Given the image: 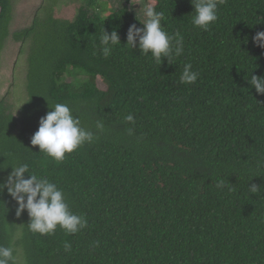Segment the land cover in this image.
Segmentation results:
<instances>
[{"label": "trees", "instance_id": "16d2710c", "mask_svg": "<svg viewBox=\"0 0 264 264\" xmlns=\"http://www.w3.org/2000/svg\"><path fill=\"white\" fill-rule=\"evenodd\" d=\"M60 1L44 0L32 23L10 34L12 0H0V53L8 38L22 43L26 70L24 102L0 99V181L9 166L28 163L88 224L73 235L33 234L5 189L0 244L21 234L13 246L26 264H264V94L247 81L264 76V47L253 41L264 32V0H218L206 31L192 23L191 0H140L183 38L182 55L161 64L127 43L129 27H143L130 0L115 10L78 0L72 19L55 17ZM103 31L121 42L107 57ZM188 63L199 75L183 84ZM54 103L86 129L105 127L62 162L30 143Z\"/></svg>", "mask_w": 264, "mask_h": 264}, {"label": "clouds", "instance_id": "9594fccd", "mask_svg": "<svg viewBox=\"0 0 264 264\" xmlns=\"http://www.w3.org/2000/svg\"><path fill=\"white\" fill-rule=\"evenodd\" d=\"M222 2L223 0H219V3ZM191 3L195 10L193 25L201 30H208L218 19V0H191ZM144 16L146 20L141 23L142 28L135 25L129 27L127 43L132 48L138 47L144 55L150 54L157 64H161L165 58L169 63L181 56L184 51L183 38L178 33L173 36L164 30L161 23L164 13L156 10L155 3L144 7ZM253 41L264 47V32H258ZM100 44L102 54L107 57L121 42L116 31L111 33L103 31ZM191 69L190 63L184 65L180 76L181 83L192 84L197 81L199 73ZM247 81L249 88H254L257 94H264V76L253 75L251 72ZM49 109L50 111L39 119L38 129L32 135L30 143L32 146H38L39 152H43L56 162H62L66 154L74 152L84 144L93 143L98 139L97 133L104 131V124L99 120L95 123V132L82 127L79 117L73 114V109L66 103H54ZM124 120L129 124H135L132 114L126 115ZM128 132L131 134L132 128H129ZM9 167L11 171L7 178L0 181V193L7 190L17 205V216L22 211H27L29 217L27 225L31 233L41 236L54 235L59 228L66 235H73L87 227L86 218L70 209L64 192L57 183L45 175L30 172L28 163H16L15 166ZM224 186L223 180L217 182V188ZM249 188L253 193L258 191L254 184ZM20 235L13 234L12 243L7 246L0 244V264H26L25 261L18 259L17 250L13 246ZM64 250L70 251L71 244L65 242Z\"/></svg>", "mask_w": 264, "mask_h": 264}, {"label": "rangeland", "instance_id": "374dc122", "mask_svg": "<svg viewBox=\"0 0 264 264\" xmlns=\"http://www.w3.org/2000/svg\"><path fill=\"white\" fill-rule=\"evenodd\" d=\"M107 2L112 9H118L123 5L122 0H100ZM44 0H12V21L10 23V34L19 29L28 27L32 23L34 14L40 12ZM78 0H61L54 8V15L61 19H72L76 13ZM100 5L104 6L103 3ZM144 3L140 0H130L129 9L143 23ZM22 43L8 38L5 41V48L0 53V99L10 94L15 104L21 105L25 100V54H21ZM69 81V79L67 80ZM100 89H104L98 81Z\"/></svg>", "mask_w": 264, "mask_h": 264}]
</instances>
